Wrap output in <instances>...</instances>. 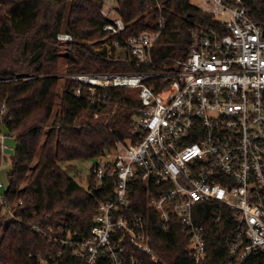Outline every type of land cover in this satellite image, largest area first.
<instances>
[{
  "label": "built area",
  "instance_id": "obj_1",
  "mask_svg": "<svg viewBox=\"0 0 264 264\" xmlns=\"http://www.w3.org/2000/svg\"><path fill=\"white\" fill-rule=\"evenodd\" d=\"M155 2L153 7L160 9L162 4ZM115 7L116 0H103L105 36L95 51L137 68L152 63L164 17H157L154 29L125 36L126 23ZM201 10L225 31L203 27L193 32L190 52L170 68L65 74L75 82L76 95L85 90L91 99H99L108 95L106 89L128 87L137 90L140 101L133 136L93 158L94 184L111 195L98 200L89 233L80 237L62 228L59 234L45 226L48 237L70 246L80 264L101 259L107 264H145L139 252L157 261L150 245V215L136 213L131 203L129 183L135 180L147 186L146 208L157 212L163 229L172 217L186 229L193 264H208L204 227L194 221L200 202L225 205L239 227L228 264H257L258 254L264 258V23L253 19L245 0H202ZM56 39L61 45L75 41L65 31ZM158 77L166 79L159 89L145 82ZM9 139L13 136L6 128L0 129L1 152L11 148ZM163 185L169 187L159 194L150 191ZM6 188L0 180V204L14 218L22 202L10 205ZM32 227L41 230L39 223ZM38 264L51 260L40 258Z\"/></svg>",
  "mask_w": 264,
  "mask_h": 264
},
{
  "label": "trees",
  "instance_id": "obj_2",
  "mask_svg": "<svg viewBox=\"0 0 264 264\" xmlns=\"http://www.w3.org/2000/svg\"><path fill=\"white\" fill-rule=\"evenodd\" d=\"M158 1L160 9L153 7L155 0H116L115 11L126 23L125 36L154 29L159 15L165 20L152 48V63L137 68L95 51L105 36V19L100 14L103 0H0V129L5 127L15 142L5 175V197L10 205L22 202L4 228L6 213L0 204V264H38L40 258L56 264L59 253L58 264H80L70 246L48 237L45 226L59 234L62 228H70L85 236L94 224L98 200L111 194L95 186L92 176L87 187L81 186L61 164L94 158L118 140L133 136L132 113L140 101L131 96V88H109L106 97L91 99L85 90L76 95L75 82L66 79L58 92L61 44L56 34L65 31L75 40L65 45L67 72L101 73L170 68L174 60L190 52L193 32L203 27L225 31L212 14L190 0ZM245 3L253 19L264 23V0ZM165 81L158 77L145 82L159 89ZM56 98L59 109L50 121ZM96 113L97 120H85ZM168 187L153 186L150 191L159 194ZM129 188L135 212L150 215V245L157 261L141 252L138 256L145 264H193L186 229L175 217L163 229L157 212L146 208L147 186L135 180ZM193 213L195 223L204 227L207 263L228 264L229 247L239 230L231 211L219 203L200 202ZM36 223L40 231L32 227ZM258 255L257 264H264L263 255ZM98 264L107 261L101 259Z\"/></svg>",
  "mask_w": 264,
  "mask_h": 264
},
{
  "label": "rangeland",
  "instance_id": "obj_3",
  "mask_svg": "<svg viewBox=\"0 0 264 264\" xmlns=\"http://www.w3.org/2000/svg\"><path fill=\"white\" fill-rule=\"evenodd\" d=\"M190 2L195 5L198 8L202 9V0H190ZM65 50L66 46L65 45H60V63H59V70H58V85H57V90L60 92L62 89H64V84L66 81L65 74L69 73L65 70ZM131 96L137 98V90L135 88H131ZM117 108V106H116ZM59 109V98H56L55 105L53 107L52 115L50 117V121H52L54 115L56 112H58ZM99 115L97 117L93 116L91 118L85 119L88 121H93L97 120ZM140 118V114L138 113V110H134L132 113V120L133 122H137ZM14 139V137H13ZM13 139H9V147H11L8 151H3L1 152V159H0V180H3L6 182V171L10 167V156L13 155L14 153V148H15V142ZM36 159L32 162V166L34 165ZM95 163V159L89 158V159H77V160H72V161H67L63 162L61 165L65 169L67 173H69L74 179L84 187H87V185L90 182V177H91V167ZM29 174V173H28ZM10 214L6 215L4 221H3V228L5 227L6 223L8 222L10 218Z\"/></svg>",
  "mask_w": 264,
  "mask_h": 264
}]
</instances>
